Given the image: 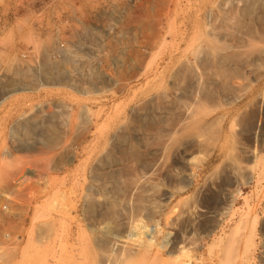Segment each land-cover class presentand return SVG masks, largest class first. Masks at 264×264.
I'll use <instances>...</instances> for the list:
<instances>
[{
  "label": "rangeland",
  "instance_id": "374dc122",
  "mask_svg": "<svg viewBox=\"0 0 264 264\" xmlns=\"http://www.w3.org/2000/svg\"><path fill=\"white\" fill-rule=\"evenodd\" d=\"M0 75V264H264V0H0Z\"/></svg>",
  "mask_w": 264,
  "mask_h": 264
},
{
  "label": "built area",
  "instance_id": "2783aa9c",
  "mask_svg": "<svg viewBox=\"0 0 264 264\" xmlns=\"http://www.w3.org/2000/svg\"><path fill=\"white\" fill-rule=\"evenodd\" d=\"M255 256H264V233L259 230L257 232V237H256V250L254 253Z\"/></svg>",
  "mask_w": 264,
  "mask_h": 264
},
{
  "label": "bare ground",
  "instance_id": "6f19581e",
  "mask_svg": "<svg viewBox=\"0 0 264 264\" xmlns=\"http://www.w3.org/2000/svg\"><path fill=\"white\" fill-rule=\"evenodd\" d=\"M251 2V1H250ZM29 4V3H28ZM252 5V4H251ZM17 6V5H16ZM15 6V7H16ZM23 8V7H22ZM247 9V8H246ZM17 10V9H16ZM250 10V9H249ZM19 12V11H18ZM15 14V13H14ZM19 14V13H18ZM246 14H248V12L246 13ZM132 16V15H131ZM134 51V50H133ZM136 57H138V56H136ZM140 57V56H139ZM43 60H45V58L43 59ZM47 60V59H46ZM130 60V59H129ZM140 60V59H139ZM44 62V61H43ZM42 62V63H43ZM46 62V61H45ZM44 62V64L46 65V63ZM68 63V62H67ZM132 63V62H131ZM49 64V63H48ZM187 64V63H186ZM189 64V63H188ZM43 65V64H42ZM66 65V64H65ZM18 66V65H17ZM20 66V65H19ZM40 66H41V64H40ZM40 66H39V68H40ZM44 66V65H43ZM16 67V66H15ZM22 67V66H21ZM42 67V66H41ZM184 67V69H185V66H183ZM43 68H45V67H43ZM7 69V68H6ZM10 69V68H9ZM23 69V68H22ZM21 69V70H22ZM41 69V68H40ZM21 70H20V72H21ZM45 70V69H44ZM187 70H188V68H187ZM28 71V70H27ZM30 71V70H29ZM43 71V70H42ZM183 71V70H182ZM19 71H15V76L16 75H19V74H21ZM31 72V71H30ZM45 72V71H44ZM47 72V71H46ZM57 72V71H56ZM181 72V71H180ZM26 74V73H25ZM31 74V73H30ZM184 74H185V72H184ZM23 75V74H22ZM27 75V74H26ZM179 75H180V73H179ZM1 76V75H0ZM24 76V75H23ZM51 77V76H50ZM60 78V77H59ZM61 79V78H60ZM33 81V80H32ZM30 82V81H29ZM54 82V81H53ZM32 83V82H31ZM55 83V82H54ZM61 83V82H60ZM28 86V85H27ZM56 86V85H55ZM31 88H34V87H31ZM35 89V88H34ZM32 90V89H31ZM37 124V123H36ZM41 125H43V124H41ZM19 127H21V126H19ZM28 127V126H27ZM47 127H49L48 126V123H47ZM22 129V128H21ZM23 129H24V127H23ZM53 129H54V127H53ZM25 131V130H24ZM135 156V155H134ZM126 158V157H125Z\"/></svg>",
  "mask_w": 264,
  "mask_h": 264
}]
</instances>
